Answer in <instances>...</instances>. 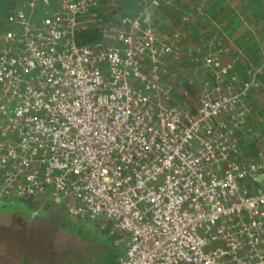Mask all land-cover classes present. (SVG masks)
I'll return each mask as SVG.
<instances>
[{
	"label": "built area",
	"instance_id": "built-area-1",
	"mask_svg": "<svg viewBox=\"0 0 264 264\" xmlns=\"http://www.w3.org/2000/svg\"><path fill=\"white\" fill-rule=\"evenodd\" d=\"M160 1L114 18L101 0L6 10L0 201L49 197L70 216L111 220L125 241L109 264H264V157L237 143L259 81L239 79L221 48L200 50L203 85L181 102L164 62L174 41L152 12ZM90 27L103 38L77 42Z\"/></svg>",
	"mask_w": 264,
	"mask_h": 264
},
{
	"label": "trees",
	"instance_id": "trees-1",
	"mask_svg": "<svg viewBox=\"0 0 264 264\" xmlns=\"http://www.w3.org/2000/svg\"><path fill=\"white\" fill-rule=\"evenodd\" d=\"M160 2L152 12L157 27L174 41V51L165 56L164 62L168 73H176L173 80L175 97L181 102H192L194 95L203 85L201 80L203 67L195 61V57L201 55L200 50L221 48L223 61H230L232 54L240 52V56L232 60L235 64L234 70L238 72L239 79L249 78V74L255 71L259 87L252 88L246 97L256 117L248 118V129L238 137L237 143L246 156L264 157L260 154V151L264 152V0H161ZM16 3L17 0H0V22L6 10ZM129 4L135 6L134 10L139 6L138 0H101L100 7L102 11L111 14L123 13ZM102 35L100 28L90 27L77 33L76 41L89 43L102 39ZM224 47L227 49L223 52ZM194 71L196 75H193ZM190 78L192 81H189ZM208 79L214 80L211 75ZM179 80L181 84L178 83ZM259 116H262L261 120L258 119ZM78 220L81 223L76 226L66 223L57 216L55 220L57 227L51 228L50 232L66 230L80 232L83 235L85 233L83 237L86 245L93 246L91 255L94 248L104 252L97 257L95 264H108L122 255L125 234L113 227L111 220L81 218ZM88 225H91L89 230L95 229L94 232L88 230ZM85 226L87 229L82 230L81 227L85 228ZM32 228L35 230V227L31 226L0 224V247L4 245L7 254L19 260L17 264H49L46 262L47 259L32 252L35 247L34 241L27 242L29 234H33ZM50 232H45L46 236ZM37 235L42 237L44 234ZM86 240H91L93 243H87ZM76 259L68 258V263L71 264L72 260V264H76ZM91 264H94V259Z\"/></svg>",
	"mask_w": 264,
	"mask_h": 264
},
{
	"label": "rangeland",
	"instance_id": "rangeland-1",
	"mask_svg": "<svg viewBox=\"0 0 264 264\" xmlns=\"http://www.w3.org/2000/svg\"><path fill=\"white\" fill-rule=\"evenodd\" d=\"M150 1L151 0H138L139 6L136 10H134L135 6L129 4L123 13L133 15L137 13L141 4L144 2L149 3ZM132 9L135 12L132 11ZM103 13L105 16H108L107 18H114L117 15L123 14L121 12H115L111 14L108 11H103ZM236 56H240V52L232 54L231 60H236ZM57 216H60L61 220H64L66 223L71 225L76 224V226H78V224L81 223V221L78 220L76 216H70L66 212L65 204L62 201H55L49 197L25 198L11 203L0 201V224L35 227V230L32 228L31 231L33 234H29L27 242L34 241L33 244L35 247L33 248L32 252L38 256L41 255L43 259H47L46 262H49V264H69L68 258H77L75 260L76 264H91L92 259H94L95 264L97 257H99V255L103 254L104 252H101L99 248H94L92 251L93 254L91 255V249L93 247L91 242L93 243V241L86 240L87 243L91 244L90 246H87L84 241L85 237H83L85 233L83 235L80 232H68L61 229V231L58 232L56 230L54 232H50L51 228L56 229L57 227L55 226V220L57 219ZM88 226L89 230L91 225ZM81 228L82 230H85L87 229V226H85V228ZM94 230L89 231L94 232ZM45 232H50V234L46 236ZM40 233H43L44 235L42 237L37 235ZM3 247L4 245L0 247V264H7V262L9 264H17L19 260L15 257H12L11 255H8L7 251H5ZM22 249L26 250L25 247H22Z\"/></svg>",
	"mask_w": 264,
	"mask_h": 264
},
{
	"label": "crops",
	"instance_id": "crops-1",
	"mask_svg": "<svg viewBox=\"0 0 264 264\" xmlns=\"http://www.w3.org/2000/svg\"><path fill=\"white\" fill-rule=\"evenodd\" d=\"M263 59H264V57H263ZM251 105V104H250Z\"/></svg>",
	"mask_w": 264,
	"mask_h": 264
}]
</instances>
